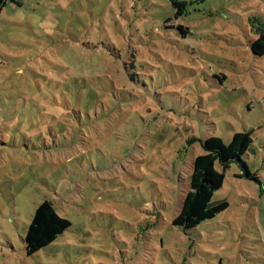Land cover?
Returning a JSON list of instances; mask_svg holds the SVG:
<instances>
[{
	"label": "rangeland",
	"instance_id": "obj_1",
	"mask_svg": "<svg viewBox=\"0 0 264 264\" xmlns=\"http://www.w3.org/2000/svg\"><path fill=\"white\" fill-rule=\"evenodd\" d=\"M181 1L2 7L0 264H264V0ZM245 131L256 179L231 163L227 208L172 226L201 142ZM44 200L70 226L26 255Z\"/></svg>",
	"mask_w": 264,
	"mask_h": 264
},
{
	"label": "trees",
	"instance_id": "obj_2",
	"mask_svg": "<svg viewBox=\"0 0 264 264\" xmlns=\"http://www.w3.org/2000/svg\"><path fill=\"white\" fill-rule=\"evenodd\" d=\"M21 4V0H0V11L7 3ZM176 8L174 16L181 13V0H170ZM179 30H183L177 25ZM254 55H264V28L258 33L256 39L250 44ZM38 117H35L34 128L38 125ZM41 126L38 127V130ZM252 131L234 132L229 142L224 143L215 135L208 136L201 142L203 152L195 155L189 172L188 190L183 195L181 206L177 215L172 219V226L181 227L184 230L195 228L200 222L214 217L224 211L227 200H215L218 203L209 206L214 201L213 194L224 183L225 171L233 162L239 163L241 168L238 177L254 178L242 157L252 146ZM216 165L220 169L216 168ZM70 222L60 217L53 205L44 200L37 205L24 237L25 253L32 255L41 248L47 246L62 234Z\"/></svg>",
	"mask_w": 264,
	"mask_h": 264
},
{
	"label": "water",
	"instance_id": "obj_3",
	"mask_svg": "<svg viewBox=\"0 0 264 264\" xmlns=\"http://www.w3.org/2000/svg\"><path fill=\"white\" fill-rule=\"evenodd\" d=\"M219 201H212L210 204H209V206H211V205H214V204H216V203H218Z\"/></svg>",
	"mask_w": 264,
	"mask_h": 264
}]
</instances>
